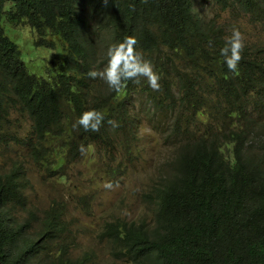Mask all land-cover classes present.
Returning <instances> with one entry per match:
<instances>
[{
	"label": "trees",
	"instance_id": "16d2710c",
	"mask_svg": "<svg viewBox=\"0 0 264 264\" xmlns=\"http://www.w3.org/2000/svg\"><path fill=\"white\" fill-rule=\"evenodd\" d=\"M231 1L264 21V0ZM6 24L35 30L39 47H60L44 76L29 71ZM129 35L152 61L159 90L140 78L117 93L88 77L107 62L98 59L97 43L107 51ZM225 38L192 0H0V145L7 148L0 264H97L93 254H72L59 205L33 232L29 222L40 214L32 209L21 218L16 211L28 204V163L60 183L67 165L83 159L81 144L113 143L126 151L125 161L134 157L135 95L148 99L159 123L169 120L173 158L146 197L156 208L153 225L122 218L106 224L101 236L113 257L124 264H264V42L244 48L232 72L220 54ZM92 108L105 116L100 130L74 128ZM24 120L30 129L21 134ZM17 151L23 160L10 165L7 155Z\"/></svg>",
	"mask_w": 264,
	"mask_h": 264
},
{
	"label": "rangeland",
	"instance_id": "374dc122",
	"mask_svg": "<svg viewBox=\"0 0 264 264\" xmlns=\"http://www.w3.org/2000/svg\"><path fill=\"white\" fill-rule=\"evenodd\" d=\"M192 1L205 21L211 20L218 28H222L224 37L230 36L233 28H238L245 36V48H253L264 42V21L255 19L238 3L231 0L222 3L221 0ZM5 29L6 34L21 49L29 71L39 77L44 76L54 52L55 55H60V47L51 50L37 46V33L29 26L14 29L6 24ZM97 46L98 59L104 56L107 58L104 43H97ZM163 58L168 60L162 54L160 60ZM178 63L180 66L183 65L179 60ZM132 103V111L138 118V122L135 123L137 134L133 145L134 157L125 161L126 151H115V144L104 143L99 148V142L94 143L87 147L88 151L86 155H82L83 159L78 158L67 165L66 176L60 183L57 179H52L44 168L27 162L28 204L27 207L17 208L16 211L18 216L26 218L32 209L41 214L56 202L65 204L67 226L63 237L69 236L74 241L72 254L75 257H81L85 253L93 254L97 264H124L122 260L113 257L110 243L101 236L107 223L122 218L130 222L147 220L149 225H153L156 208L153 203L146 200V197L153 186L166 175L167 164H170L173 158L171 145L166 140L169 120L159 123L154 119L150 102L144 96L135 95ZM262 116L264 117V114ZM30 124L28 120L23 121L21 134L27 133L25 131L30 129ZM125 137L127 136L122 134V139ZM130 137L134 138L133 135ZM5 152L7 148L1 144L0 160L4 159L2 155ZM18 153L17 151L7 155L6 159L10 165L23 160L17 157ZM106 181H111L113 185L118 183L119 186L105 188ZM84 195L90 197L89 210L82 203L81 196ZM41 224L40 216L35 223L31 220L28 231L37 230Z\"/></svg>",
	"mask_w": 264,
	"mask_h": 264
},
{
	"label": "clouds",
	"instance_id": "9594fccd",
	"mask_svg": "<svg viewBox=\"0 0 264 264\" xmlns=\"http://www.w3.org/2000/svg\"><path fill=\"white\" fill-rule=\"evenodd\" d=\"M244 41L245 36L238 28H233L231 35L225 38V46L220 49V54L223 56L229 71L235 72L238 69V65L242 60V52L245 48ZM137 44V38L132 35L126 36L122 41L112 43L106 51V64L99 70H90L88 77L93 80H103L111 90L117 93L127 86L128 81L139 84L140 78H145L153 90H159L160 76L155 71L152 61L146 59L142 51L137 50ZM104 120V114L92 108L84 111L73 127H82L85 132H98ZM108 124L113 127L117 126L116 122L112 120H109ZM87 151L88 149L85 145L81 144V154L86 155ZM114 186L118 187L119 184L113 185L111 181H106L104 184V187L108 189H112ZM84 196H81L82 203L89 210L91 209V203L83 200ZM55 205H59L61 210L66 213L67 206L65 204L56 202ZM51 210H44L40 214L41 219L42 216L45 217L46 213Z\"/></svg>",
	"mask_w": 264,
	"mask_h": 264
}]
</instances>
